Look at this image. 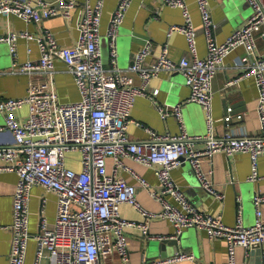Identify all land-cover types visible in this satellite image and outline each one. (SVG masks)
Returning a JSON list of instances; mask_svg holds the SVG:
<instances>
[{
  "label": "built area",
  "instance_id": "2783aa9c",
  "mask_svg": "<svg viewBox=\"0 0 264 264\" xmlns=\"http://www.w3.org/2000/svg\"><path fill=\"white\" fill-rule=\"evenodd\" d=\"M132 1L119 0L110 17L106 32L111 59L108 67L103 63L100 45L105 0L85 1L78 23L79 34L72 47L62 46L56 34L47 28L39 35L15 29L0 34V43H7L10 48L12 65L9 71L28 74L32 79L25 96L6 97L0 93V112L5 118V125L0 130H8L13 135L12 143L0 145V173L15 172L18 176L13 195L9 264H26L32 240L36 243L33 264H101V258L113 250L118 252L122 264H128V230L136 227L143 235H148L149 221L154 218L173 222L176 230L173 237L186 228L199 227L206 230L211 239H226L228 264H236L239 248L244 250V264H264V220L260 209L264 192H256L253 196L256 205L254 224L244 223L243 206L240 205L236 223L230 225L221 215L213 216L192 204L172 176L173 169L188 161L195 169L200 185L211 196L224 198L214 185L211 172L202 167L203 161L218 152L227 156L241 152L250 156L252 171L248 180L260 178L258 159L264 154V51L259 50V39H264V0H246L252 9L250 16L244 25L234 29L221 42L216 38L217 24L209 0H196L201 31L207 42L206 57L198 55L199 29L186 0H166L168 6L180 8L184 17L183 23L170 26L168 35L176 31L182 33L190 57L173 60L165 47L156 58L148 60L152 52V44L148 43L134 55L132 65L121 69L117 39ZM77 5L78 0H0V17L39 23L52 16L69 18ZM20 39L37 42L40 50L37 61L20 60ZM239 47L244 48V53L237 58L235 67L242 72L227 85L230 87L247 77L256 80L261 134L231 133L218 137L214 132L212 83L215 75L226 68L225 57ZM57 61H62L73 75L79 100L67 103L59 100L54 79ZM128 71L138 73L144 86L162 72H181L189 89L186 102L199 103L207 116L208 133L203 136L206 147H194L195 140L201 137H192L186 131L183 103L169 106L155 102L164 119L176 117L177 133H161L145 126L151 134L150 139L133 140L128 133L130 123H136L131 111L136 97L146 95V92L144 86L126 84L123 76ZM37 76H43V79L37 81ZM16 111H25L26 119L20 120ZM225 113L227 125L244 118L243 113L235 112L233 105L228 106ZM72 152L80 153L81 170L68 166L67 156ZM107 157L115 160L113 174L107 171ZM124 157L147 165L159 164L156 174L160 190L141 177L140 183L162 205L160 212L142 206L137 198L139 187L117 177V169L120 166L126 168ZM36 186L55 193L57 212L53 226L43 218L39 231L32 233L30 201ZM122 203L133 205L143 220L123 217ZM192 259L191 253L181 250L159 260H144L143 264H173Z\"/></svg>",
  "mask_w": 264,
  "mask_h": 264
},
{
  "label": "crops",
  "instance_id": "0c3cea01",
  "mask_svg": "<svg viewBox=\"0 0 264 264\" xmlns=\"http://www.w3.org/2000/svg\"><path fill=\"white\" fill-rule=\"evenodd\" d=\"M51 1V0H48ZM86 0H78L77 7L71 17L52 16L39 23L26 22L17 17L10 20L0 17V34L9 29L28 30L34 35L42 33L43 28L53 31L62 46L72 47L76 44L79 34L78 23L81 19ZM91 3L95 0H90ZM119 0H105L101 24V50L103 63L106 67L111 65L110 47L107 37V28L110 17ZM191 9L194 24L199 29L198 55L207 56V42L201 31V16L196 0H186ZM209 6L213 18L217 24L215 30L218 41L225 40L236 28L244 25L250 16L252 9L246 0H209ZM184 21L182 10L178 7H170L166 0H133L126 17L119 30L117 39L118 66L128 68L133 63L134 55L146 44H152V52L147 59L156 58L165 47L169 49V57L178 60L183 56L190 57L188 43L185 36L180 32L168 35L172 24H181ZM30 49V51H29ZM259 50L264 51V39H259ZM18 53L21 61L28 59L37 61L40 58V50L35 40L20 39ZM244 53V48L239 47L225 57L226 68L220 70L214 77L213 107L214 132L218 137L226 134H251L260 135L259 113H257L258 88L253 77L242 78L238 83L227 85L230 79L240 76L241 70L235 67L236 60ZM12 57L7 43H0V93L6 97H22L27 94L31 77L28 74L12 73L10 68ZM57 72L54 75L55 90L61 102H74L80 99V93L74 82L73 75L67 71L62 61L56 62ZM43 76H37L39 81ZM127 85L143 87V80L134 71H128L124 76ZM146 95L136 97L131 116L136 121L130 123L128 133L135 141L149 140L151 134L145 129L148 126L157 132L177 133L178 120L172 116L164 119L157 109L156 103L174 106L183 103L182 114L184 115L185 129L190 136H200L194 142V147L205 148L207 132V116L202 106L197 102H186L189 98V89L181 72H162L157 78H153L144 86ZM234 106L236 113H243L242 120H233L226 124V108ZM25 112V111H24ZM23 111H16L15 115L20 120H25ZM137 122L140 125H137ZM5 118L0 112V127H4ZM13 142V135L8 130H0V145ZM68 166L82 169L81 155L79 152L69 153L67 156ZM116 175L125 179L128 183L139 187L137 198L139 203L146 209L160 212L162 205L156 201L145 187H141L140 177L144 178L158 191L157 168L159 164L147 165L139 163L130 157H124ZM107 171L115 172L116 163L113 157L106 159ZM258 172L260 178L249 181L252 171L250 156L238 152L227 156L218 152L210 159L203 161L202 167L208 173L224 198H215L200 185L195 169L188 161L172 170V176L179 186L182 187L186 198L195 206L213 216H222L223 221L233 225L236 223L237 210L243 206V221L246 225L256 222V205L253 196L256 192H264V154L258 159ZM18 176L15 172L0 173V264H9V252L12 240L13 222V195L15 192ZM171 202H175L170 196ZM261 218L264 220V203L260 206ZM30 230L32 233L39 231L41 221L46 218L49 226H53L57 212V196L55 193L41 186L34 187L30 201ZM121 215L127 219L141 221V213L130 203H122ZM174 223L166 218H154L149 221L148 235H143L141 229L131 228L127 232L130 259L128 264H143L144 260L162 259L156 249H149V241L159 238L177 239L178 243L166 244L167 257L178 252L186 251L193 255L192 260H181L173 264H228L227 240L221 237L211 239L206 230L202 228H186L178 236ZM151 238H150V236ZM154 237V238H152ZM36 243L30 241L26 258V264H33ZM236 264H244V250L239 248L236 253ZM101 264H122L116 250L104 255ZM45 264V262H44Z\"/></svg>",
  "mask_w": 264,
  "mask_h": 264
},
{
  "label": "water",
  "instance_id": "95a60500",
  "mask_svg": "<svg viewBox=\"0 0 264 264\" xmlns=\"http://www.w3.org/2000/svg\"><path fill=\"white\" fill-rule=\"evenodd\" d=\"M247 2V1H246ZM173 243L177 244V239H170V238H162V239H156V241H149V249H156L159 253V257H167L168 254L164 251L166 248V244Z\"/></svg>",
  "mask_w": 264,
  "mask_h": 264
}]
</instances>
